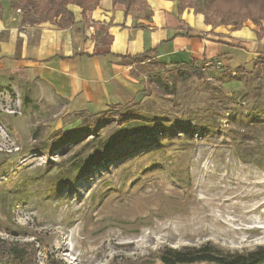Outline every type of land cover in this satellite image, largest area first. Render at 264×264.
Listing matches in <instances>:
<instances>
[{
	"label": "rangeland",
	"instance_id": "rangeland-1",
	"mask_svg": "<svg viewBox=\"0 0 264 264\" xmlns=\"http://www.w3.org/2000/svg\"><path fill=\"white\" fill-rule=\"evenodd\" d=\"M7 1L24 23L60 20V0ZM99 1L66 7L83 12ZM177 1L219 32L264 23V0ZM198 65L202 78L172 63L136 65L137 92L125 104L140 102L136 118L156 122L151 133L63 187L58 177L85 142L53 145L57 130L80 122L69 98L41 78L0 80V237L36 245L26 262L1 252L0 264H164L165 247L264 245L263 66L257 58L229 77L219 63Z\"/></svg>",
	"mask_w": 264,
	"mask_h": 264
},
{
	"label": "crops",
	"instance_id": "crops-1",
	"mask_svg": "<svg viewBox=\"0 0 264 264\" xmlns=\"http://www.w3.org/2000/svg\"><path fill=\"white\" fill-rule=\"evenodd\" d=\"M178 5L146 0L145 12L127 14V0H100L85 16L72 8L75 23L61 28L59 20L24 23L10 2L0 0V80L41 78L53 95L69 98L70 111L96 112L135 99L136 65L123 62L120 54L153 50L167 64L213 61L230 68H249L264 56V23L227 25L229 30L219 32L202 13L190 7L180 11ZM95 23L102 27L96 30Z\"/></svg>",
	"mask_w": 264,
	"mask_h": 264
},
{
	"label": "trees",
	"instance_id": "trees-1",
	"mask_svg": "<svg viewBox=\"0 0 264 264\" xmlns=\"http://www.w3.org/2000/svg\"><path fill=\"white\" fill-rule=\"evenodd\" d=\"M55 1L58 2L57 0ZM134 2L135 0H129L127 14L133 11ZM67 3H69V0H60L58 6L55 8V16L60 17L57 25L61 28L75 23V14L66 7ZM75 3L82 6V2ZM11 6L18 8L13 1H11ZM146 7V3L144 2L143 6H140L137 11L142 14L146 11ZM178 7L180 11L185 9L182 1ZM24 8L25 12L23 14L26 16L31 10L28 6ZM200 12L205 13L203 11ZM82 13L83 15L86 13L85 8ZM46 20L44 19V21ZM207 23L210 24V21L207 20ZM222 23L225 24L224 22ZM237 24L242 26V23ZM239 25L235 26V28L240 27ZM103 40L106 41L105 38ZM153 52V50H147L135 55L127 53L118 56L121 57L123 62L135 65L149 64L157 67L167 65L166 62L157 60ZM259 60L264 69V56H260ZM174 65L189 67L193 76L203 77L196 60L179 62ZM247 69L245 65H240L235 70L225 67V71L229 77H232L233 71H235L237 77L247 72ZM139 105L140 102L130 105L117 103L96 112L88 109L73 112L75 118L79 119L80 122L69 130H57L54 135L55 141L53 145L54 147L65 149L70 145V142H85L68 159L66 169H63V173L58 177V180H61L59 187H63L66 183H72L95 165H99L110 158L113 153L120 150L129 141L141 139L144 135L151 133L156 122L151 123L147 118H136V115L141 112ZM157 117L158 114H148V118ZM1 252H6L8 255H12L15 259L24 263L29 260L30 256L36 253V245L33 241L20 242L16 240L8 242L0 237ZM159 257L164 264H195L204 262L209 264H263L264 245H259L247 251H238L226 249L208 241L200 245H185L180 248L165 247Z\"/></svg>",
	"mask_w": 264,
	"mask_h": 264
},
{
	"label": "built area",
	"instance_id": "built-area-1",
	"mask_svg": "<svg viewBox=\"0 0 264 264\" xmlns=\"http://www.w3.org/2000/svg\"><path fill=\"white\" fill-rule=\"evenodd\" d=\"M209 63H211V62H207V64H209Z\"/></svg>",
	"mask_w": 264,
	"mask_h": 264
}]
</instances>
